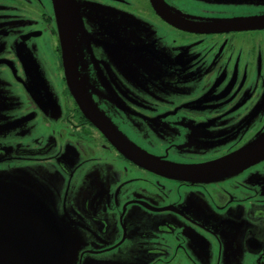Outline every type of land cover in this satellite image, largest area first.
<instances>
[{
    "label": "flooded vegetation",
    "instance_id": "af4514ba",
    "mask_svg": "<svg viewBox=\"0 0 264 264\" xmlns=\"http://www.w3.org/2000/svg\"><path fill=\"white\" fill-rule=\"evenodd\" d=\"M61 1L81 96L124 150L71 93L55 0H0V186L38 197L22 203L31 211H69L75 221L62 224L78 234L91 228L58 239L41 264H264V155L246 156L264 148V24L215 26L264 18V0H157L192 32L151 0ZM8 2L41 29L12 35ZM35 51L58 72L56 95L40 85ZM5 70L23 107L1 104ZM14 128L29 148L6 140ZM27 169L48 186L33 177L19 188ZM43 239L0 242L32 243L23 250L40 264Z\"/></svg>",
    "mask_w": 264,
    "mask_h": 264
},
{
    "label": "water",
    "instance_id": "95a60500",
    "mask_svg": "<svg viewBox=\"0 0 264 264\" xmlns=\"http://www.w3.org/2000/svg\"><path fill=\"white\" fill-rule=\"evenodd\" d=\"M151 3L156 11V13L162 17L163 19L166 20L168 24L171 26L192 32L188 29H183L182 26L179 24L174 23L173 21H170L169 19H166L165 16L162 14L157 0H151ZM55 6H56V13H57V18H58V31H59V37H60V43H61V48H62V61H63V67H64V72H65V78L68 81L70 90L72 95L75 97L76 102L78 103L79 107L85 114V116L94 124L96 125L102 132L103 134L113 141L117 147H121L122 145L119 142L118 138L115 136V133L110 130L106 125L101 122L99 117L93 112L92 108L88 106V104L85 102V100L81 96V92L78 88L75 74L73 73L72 70V63H71V55L69 52L68 48V42H67V33H66V27H65V15L62 10H60L62 6V1L61 0H55ZM264 24V18L257 19V18H250V19H242L240 21H235V22H229L226 24H216L215 26H229L230 28H237V27H251V26H261ZM125 148V146H124ZM123 149V148H122ZM124 150V149H123ZM244 152L236 154V156L241 155L243 156ZM264 155V148L263 149H258L255 151H252L251 153H248L246 156L249 157H257L263 156ZM226 161H220L216 165H222ZM214 165V164H213ZM210 165V166H205L204 171H209L211 170L210 167L212 166L215 168V166ZM217 169V168H216ZM215 170V169H214ZM28 196V194H27ZM20 194L16 189H6L0 186V237H29V236H45L48 238V240L43 239L44 241L38 242L35 245L38 246V256H40L37 260L40 262V264L43 262L44 259L46 258H52L55 257L52 255V257L47 253L50 252L52 253V250L50 247L56 246L60 244L57 242V233L49 227H41L40 225L34 226L33 228L30 227V225L26 226L24 224V221H32L33 218L32 216L35 214V211L29 210L30 207L25 206V200L20 201L21 207H19V204L17 203V200L20 198ZM23 197L24 193H23ZM25 204V205H22ZM14 215L16 217L14 218ZM19 215L21 216V220L18 219ZM3 216L7 219H4ZM37 224V223H36ZM40 228V229H38ZM42 232V233H40ZM38 240L40 241L42 238L37 237ZM60 241V240H58ZM33 245L32 243H14V242H0V264H13L14 260H16L19 257V254L17 251V248H19L22 252H24V248L30 247ZM22 248V249H21ZM6 250H8L11 254V258L9 254H7ZM31 250H28L27 253H30ZM31 256V255H29ZM26 261V259H25ZM24 261V262H25ZM34 264L35 260L33 261Z\"/></svg>",
    "mask_w": 264,
    "mask_h": 264
},
{
    "label": "rangeland",
    "instance_id": "374dc122",
    "mask_svg": "<svg viewBox=\"0 0 264 264\" xmlns=\"http://www.w3.org/2000/svg\"><path fill=\"white\" fill-rule=\"evenodd\" d=\"M4 6L7 7V10L10 11L9 14L14 17L16 16V21L15 19L13 18H7L5 21L7 22V28L10 29V28H14L15 31L13 32L12 35H15V34H23L27 31H34V30H39L41 29L39 26H38V22H40L39 20V15L36 16V17H33L31 16V11L29 10H23L21 9V12L18 13L16 11V8L18 7L17 4H14V3H11V2H8L6 4H4ZM9 8H12L9 9ZM20 16V17H19ZM23 17V18H22ZM2 18L0 17V20ZM11 20V21H10ZM15 21V22H13ZM27 21H29V23H27ZM11 35L4 41V43H6V45H9L11 44ZM29 44H35V41H32L30 42ZM34 56V61H31V63L33 65L36 64V66L40 67L39 68V71H38V74H40V77L43 79L41 80L40 79V85L43 86L45 85L47 87V91L49 92V96L51 95H56V91H57V87H59L60 85V80L57 78L58 77V72L55 70V67L54 65H52L51 63V59L49 60H44L42 61L41 60V53H36V51L34 52L33 54ZM15 64H13V71L14 73L16 72V69H15ZM12 68V67H11ZM8 70V69H7ZM3 91H4V95H2L3 99L4 100H1V104L5 105L8 107L9 105H12V107H16L17 105L19 107H23V103L19 101V98L18 101H14L15 104L13 105V99H10L12 98L10 96V94H13L15 92H17V87L13 85L12 83V78L10 76V74L5 70L4 74H3ZM43 81V82H42ZM56 84H57V87H56ZM6 93L8 94V96L6 95ZM55 101V99H54ZM41 102V101H40ZM17 104V105H16ZM40 106H44V103L41 102V105ZM7 109V108H6ZM12 109V108H11ZM11 109H8V110H11ZM6 111V113H13V111ZM9 115V114H8ZM14 115V113H13ZM47 120L51 121L52 122V118L50 117L49 114H44L43 115ZM34 121L33 120H30L29 121V124H33ZM21 130H25L23 128H21ZM17 129L14 128L12 134L9 135V137L6 139L12 146L13 145H20V146H23L22 148H29V146L27 145H24V139H22L21 137L18 136L17 134ZM25 133L28 135V134H31V131L30 130H27L25 131ZM27 146V147H25ZM41 146H44V143L41 142V144L39 145V147ZM5 147V146H4ZM7 148V147H6ZM11 154V153H10ZM28 173H24L18 180H23V182H19L17 183L18 187L19 188H25V187H29L31 188V183H32V178H36L38 179V181L43 184L44 186H48L46 183H44L43 179L41 178V176L38 174V171L34 169V176L31 177V175L33 174L32 170H29L27 169ZM1 173V172H0ZM26 184V185H24ZM10 185H14V184H10ZM2 187V186H1ZM9 188H12V189H16V186H11ZM29 192V190H26L24 192V196L23 197V193L22 191L19 192L20 194V198L19 200L20 201H24L25 200V203H29V204H33L35 202H38L39 201V198L36 197V198H33L30 195L27 196V193ZM35 196V195H34ZM32 202H31V201ZM43 205H45L46 207L40 205V208H38L39 210L38 211H35V214L32 216L33 219H35L38 223L37 224H34V225H40L41 227H49L50 229L53 230V232L55 231L57 233V239H59L60 241L64 240V238L70 236V235H74V236H89V230H91L90 227H87V232L86 234L82 233V232H79V234L74 230V227L73 226H68L66 225V227L62 224V219L64 220H67L69 222H73L75 221L73 215L70 214L69 211L65 210V211H62L60 209H56L55 206L54 207H48L47 204H45L43 202ZM34 207H36L35 205H33ZM70 210V208L68 209ZM16 217V215H14V218ZM4 219H7L3 216ZM149 218V216H148ZM21 220V216L19 215V218ZM57 219H59L57 221ZM56 223H59L60 225L57 226ZM262 227H263V232H262ZM40 229V228H38ZM258 233H257V236L262 239L264 238V223L257 229ZM262 237V238H261ZM22 249V248H21ZM7 254H9L10 258H11V253L6 250ZM24 253H27V252H23L21 254V258L22 259H26L25 262H22L21 264H34L33 261L31 260V256H29L30 254L27 253V254H24ZM20 255V254H19ZM56 258V257H55ZM13 263V262H12ZM15 264V263H13ZM48 264H55L54 261H51L49 262ZM61 264V263H59Z\"/></svg>",
    "mask_w": 264,
    "mask_h": 264
}]
</instances>
